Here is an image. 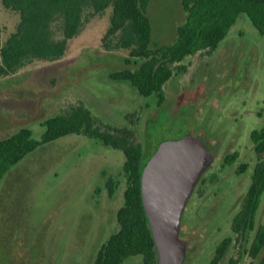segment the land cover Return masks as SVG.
I'll use <instances>...</instances> for the list:
<instances>
[{
    "label": "rangeland",
    "instance_id": "rangeland-1",
    "mask_svg": "<svg viewBox=\"0 0 264 264\" xmlns=\"http://www.w3.org/2000/svg\"><path fill=\"white\" fill-rule=\"evenodd\" d=\"M110 15L109 9L87 24L70 41L64 59L34 63L0 80V111L10 110V118H0V141L22 128L39 139L44 120L77 102L104 125L133 130L144 147V163L162 143L186 139L201 149L203 162L178 224L180 264H211L227 240L220 264L231 258L238 264H260L264 248L256 259L250 249L264 226V193L253 229L238 237L232 227L257 163L251 133L264 125V36L241 15L213 53L184 62L188 71L165 84L159 105L155 95L142 96L130 83L110 79L112 73L133 72L142 64L132 58L126 63L127 51L102 49ZM147 17L154 44L162 46L175 43L187 14L182 0H150ZM19 20L0 0L4 41ZM233 153L238 158L225 165ZM124 163L122 151L72 134L13 166L0 179V264H94L102 245L119 230ZM109 177L118 183L112 198L106 188ZM123 264H142V257H129Z\"/></svg>",
    "mask_w": 264,
    "mask_h": 264
},
{
    "label": "trees",
    "instance_id": "trees-1",
    "mask_svg": "<svg viewBox=\"0 0 264 264\" xmlns=\"http://www.w3.org/2000/svg\"><path fill=\"white\" fill-rule=\"evenodd\" d=\"M150 0H1L5 10L17 14L16 30L5 41L0 25V79L18 74L36 62L62 60L70 40L79 36L94 18L111 10L110 25L101 40L106 52L127 51L129 58L142 61L136 71L110 74V79L128 82L142 96L155 95L159 105L165 99L163 87L174 76L185 74L184 62L197 54L213 53L227 37L241 15H246L264 36V0H182L187 14L172 45L156 46L153 27L147 17ZM39 139L22 128L0 141V179L41 146L68 135L99 140L104 146L120 150L125 157L124 204L117 212L119 230L100 248L94 264H123L129 257L141 256L142 264H158L155 242L148 225L142 197L144 147L134 139V131L104 125L83 103L70 104L56 116L46 119ZM257 157L252 183L241 205L232 232L243 237L254 227V219L264 193V125L251 133ZM238 153L227 155L232 164ZM244 169V167L242 168ZM118 183L106 182L109 197ZM229 240L216 250L211 264H220ZM264 248V226L253 239L250 256L256 259ZM228 264H238L231 258ZM260 264H264V258Z\"/></svg>",
    "mask_w": 264,
    "mask_h": 264
},
{
    "label": "water",
    "instance_id": "water-1",
    "mask_svg": "<svg viewBox=\"0 0 264 264\" xmlns=\"http://www.w3.org/2000/svg\"><path fill=\"white\" fill-rule=\"evenodd\" d=\"M200 148L186 139L162 143L142 173L145 214L158 264H180L177 240L180 217L202 169Z\"/></svg>",
    "mask_w": 264,
    "mask_h": 264
},
{
    "label": "crops",
    "instance_id": "crops-1",
    "mask_svg": "<svg viewBox=\"0 0 264 264\" xmlns=\"http://www.w3.org/2000/svg\"><path fill=\"white\" fill-rule=\"evenodd\" d=\"M9 12V11H8ZM12 33H14V32H12ZM12 33H10V35L12 34ZM73 40V39H72ZM71 41V40H70ZM70 41H69V43H70ZM69 43H68V46H69ZM67 51H68V49H67ZM67 55V54H66ZM66 57V56H65ZM64 57V58H65ZM63 58V59H64ZM36 63H41V62H36ZM23 71V70H22ZM21 71V72H22ZM21 72H19L18 74H20ZM18 74H16V75H13V76H10V77H14V76H17ZM8 78V77H7ZM5 79V78H4ZM0 80H2V79H0ZM5 110H3V112L2 111H0V118L1 119H8V118H10V110L8 109V108H4ZM19 110V112H18V115L21 113V110L22 109H18ZM4 113V114H3ZM45 121V120H44ZM43 121V122H44Z\"/></svg>",
    "mask_w": 264,
    "mask_h": 264
}]
</instances>
